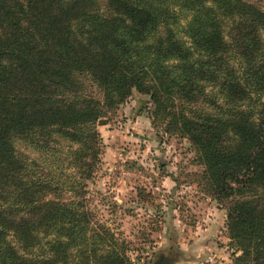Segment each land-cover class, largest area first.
I'll return each mask as SVG.
<instances>
[{
    "label": "trees",
    "instance_id": "16d2710c",
    "mask_svg": "<svg viewBox=\"0 0 264 264\" xmlns=\"http://www.w3.org/2000/svg\"><path fill=\"white\" fill-rule=\"evenodd\" d=\"M132 91L194 147L231 264H264V0H0V264H131L85 181Z\"/></svg>",
    "mask_w": 264,
    "mask_h": 264
},
{
    "label": "rangeland",
    "instance_id": "374dc122",
    "mask_svg": "<svg viewBox=\"0 0 264 264\" xmlns=\"http://www.w3.org/2000/svg\"><path fill=\"white\" fill-rule=\"evenodd\" d=\"M104 112L99 163L85 181L94 222L126 242L131 264H231L226 212L202 186L194 147L165 131L149 96L132 91Z\"/></svg>",
    "mask_w": 264,
    "mask_h": 264
},
{
    "label": "flooded vegetation",
    "instance_id": "af4514ba",
    "mask_svg": "<svg viewBox=\"0 0 264 264\" xmlns=\"http://www.w3.org/2000/svg\"><path fill=\"white\" fill-rule=\"evenodd\" d=\"M156 264H164V263H162L161 261H159L158 263H156Z\"/></svg>",
    "mask_w": 264,
    "mask_h": 264
},
{
    "label": "water",
    "instance_id": "95a60500",
    "mask_svg": "<svg viewBox=\"0 0 264 264\" xmlns=\"http://www.w3.org/2000/svg\"><path fill=\"white\" fill-rule=\"evenodd\" d=\"M100 123V122H99Z\"/></svg>",
    "mask_w": 264,
    "mask_h": 264
}]
</instances>
